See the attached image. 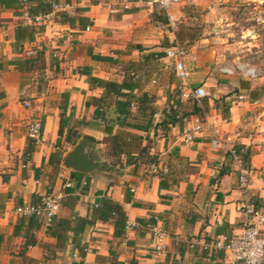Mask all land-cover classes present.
I'll return each instance as SVG.
<instances>
[{"label":"crops","instance_id":"crops-1","mask_svg":"<svg viewBox=\"0 0 264 264\" xmlns=\"http://www.w3.org/2000/svg\"><path fill=\"white\" fill-rule=\"evenodd\" d=\"M66 1L75 4L76 15L58 13L51 21L32 26V36L22 44L15 38L21 7L18 2L0 7V264H98V255L115 257L123 264H234L222 252L203 250L202 246L218 235L238 233L242 204L254 194L264 198V144L258 143L264 138V119H260L264 114L249 120L251 133L240 131L243 115L253 110L257 101L242 104L226 97V121L212 103L200 117L191 112L185 92L169 98L163 95V86L155 91L154 84L143 81L139 92L146 91L151 99L156 92L152 99L156 107L153 126L127 129L143 135L149 154L168 166V186L161 187L148 165L125 164L123 158L111 153L109 135L123 126L112 105L106 107L103 116L94 114L92 99L103 89L91 86L92 77L121 82L127 66L138 62L143 52L186 45L184 61L191 70L189 81L193 87L209 88L214 85L211 63L218 50L227 47L221 46L225 39L222 35L234 33L227 28L231 20L226 15L219 19L207 15L201 22L208 28H203L201 35L191 42L179 41L178 28L194 22L185 6L201 1L181 0L171 9L174 23L167 22L164 13L152 11L145 0ZM215 29L220 37L213 43ZM166 61L169 66L164 57L154 66L162 70ZM153 79L157 81L155 76ZM166 102H180L181 106H173L175 110L170 113L164 110ZM31 120L42 124L43 141L39 144L27 135ZM156 123L160 125L154 126ZM196 123L203 124L204 130L192 142H185L184 131ZM213 129L226 141L218 151L209 146ZM84 135L95 142L101 160L107 161L105 169L82 172L63 165L65 154ZM234 143L249 146L246 166L227 162L223 155ZM240 169L248 176L246 194L238 185ZM48 185L64 194L55 221H68L65 247H52L56 239L40 224L38 229L29 230L38 243L23 249L22 232L28 219H24L21 233L15 235L19 217L13 209L25 201H37ZM106 198L120 203L127 220L138 223L123 240L113 236L112 223L91 221L93 207ZM150 218L155 219L150 224L157 228L158 235L138 222ZM158 242L162 251L155 250Z\"/></svg>","mask_w":264,"mask_h":264},{"label":"trees","instance_id":"trees-1","mask_svg":"<svg viewBox=\"0 0 264 264\" xmlns=\"http://www.w3.org/2000/svg\"><path fill=\"white\" fill-rule=\"evenodd\" d=\"M35 2V5H31L30 11L32 13H46L51 10L52 4L58 0H29ZM18 2L21 7L19 0H0V7H11L15 6ZM60 16L66 15L64 12L59 13ZM163 21H166L163 19ZM201 29L198 25H181L177 31V38L180 40L189 39L191 42L194 38L201 35ZM33 28L29 25H24L21 21L18 23L15 30L16 42L22 44L25 39H30L32 36ZM94 58L99 60H109V57L104 55H93ZM164 57V51L162 50H149L141 54L140 60L136 63H130L127 66V74L121 82L115 80L101 79L97 77L91 78V86L101 87L103 89L102 94L93 97L92 103L95 105L94 114L96 116H103L107 106L112 105L115 113L120 118V123L123 128L117 129L113 134L109 135V140L111 142V153L117 158H123L125 164L131 162L145 163L146 165H151L157 163L156 155L149 154L148 145H143V135L133 132L127 128L136 130H147L150 126H153L154 114L156 112V107L152 103V99L146 91L139 92L141 84L144 81L143 75H140L141 71H149L151 67L154 66L155 61H158ZM264 88V87H263ZM136 90V91H135ZM192 96H188V103L191 107V112L202 116L206 110H208L209 105L206 96L194 99L191 101ZM192 102V103H190ZM170 104L168 111L170 113L174 112L175 108L180 107L181 103ZM175 106V108L173 107ZM218 107L219 113L224 119L229 117V108L225 106V102L220 101L215 103ZM135 108V109H134ZM165 110V109H164ZM176 119H171L170 122H174ZM165 122H163L164 124ZM156 123L154 126H157ZM162 124V123H161ZM62 125V124H61ZM160 125V124H159ZM165 127V125H164ZM59 134H62L61 128L59 129ZM79 135H76L78 138ZM74 143V142H73ZM235 148L238 150L240 147L244 149L241 153L242 165L246 166L249 161V146L241 143H235ZM28 150L25 151V155L28 154ZM228 161H231V156L228 152L223 154ZM224 170L220 171L222 175ZM160 186L166 187V175L160 179ZM249 201L255 205V201L249 198ZM258 207V205H255ZM91 221L100 220L108 221L112 223L114 231L113 236L117 239L123 240L125 237V225L127 221L126 213L123 206L110 198L104 199L101 203L93 207L91 213ZM26 217H19L14 234L21 233V227L23 221ZM28 224L24 231L22 232L25 238L23 249L29 245H35L38 240L34 233H30L31 228L38 229L40 222L33 216L27 217ZM155 221L154 218H150L146 221L138 219L142 225L147 226L148 224ZM68 221L63 218L54 220L51 227L48 228V233L56 239V242L51 246L55 249H62L65 247V236L68 231ZM49 246V245H48ZM98 264H123L117 261L115 257L106 258L104 256L98 255L96 258ZM78 264H84L80 261ZM128 264H134L129 262Z\"/></svg>","mask_w":264,"mask_h":264},{"label":"built area","instance_id":"built-area-1","mask_svg":"<svg viewBox=\"0 0 264 264\" xmlns=\"http://www.w3.org/2000/svg\"><path fill=\"white\" fill-rule=\"evenodd\" d=\"M21 4L20 19L24 25L35 26L47 23L53 19L55 15L61 12H67L70 16L77 14V8L73 2L66 0H58L52 4L51 10L46 13H32L30 11L31 3L29 0H19ZM181 0H145L146 5L158 13H164L167 17V22L174 23L176 19L171 14V9L180 3ZM255 2V1H253ZM258 3H256L257 5ZM262 4V2H261ZM248 22L259 25L264 23V7L260 12L255 13L248 19H241V21L232 22L233 25L239 26L241 22ZM90 27H86L89 30ZM3 35V32H1ZM214 37L213 43L220 37V31L215 29L212 31ZM185 52L181 46H171L164 50V58L169 60V66L174 70L176 76L181 80H189L190 71L185 65L184 61ZM217 69L221 73L233 74L236 71H241L242 76L246 78H255L259 75V68L256 67L250 59L244 61H235L231 65L218 64ZM152 83L155 80L152 79ZM185 96H194L197 98L207 96V91L204 85H197L190 91L185 93ZM29 106L28 102L24 103ZM226 121V119H224ZM204 130V125L196 123L187 128L182 137L185 142H192L195 136ZM27 135L35 143L39 144L43 141V127L39 120H31L27 126ZM227 138L226 140H229ZM226 141L219 134L218 130L213 129L209 146L212 150L218 151L223 147ZM235 144V143H234ZM231 144L227 148V152L231 156V161L234 164L242 166L241 153L244 151L242 147L238 150L235 145ZM148 171L153 178L162 179L168 172L169 168L165 164L153 163L148 166ZM239 188L243 193L248 192V176L246 171L240 169L238 177ZM133 190V189H132ZM63 192L55 190L51 185L47 186L45 192L40 196L37 201H25L14 207V214L18 217H35L42 226L47 229L54 223L57 209L63 199ZM97 204H95L96 206ZM241 210V229L238 233L225 236L218 235L209 243H204L203 250H213L222 252L224 257L234 264H264V210L256 207L253 203L247 200L240 207ZM138 223L133 221H126L125 231L127 233L133 232ZM147 227L151 228L154 234L158 235L156 227L148 224ZM193 246V244H191ZM155 250L162 251L163 246L160 242L155 245Z\"/></svg>","mask_w":264,"mask_h":264},{"label":"rangeland","instance_id":"rangeland-1","mask_svg":"<svg viewBox=\"0 0 264 264\" xmlns=\"http://www.w3.org/2000/svg\"><path fill=\"white\" fill-rule=\"evenodd\" d=\"M193 1L196 0H190V2ZM198 1H201V3L189 4L185 6V9L186 13H188L190 17H193V25H198L201 30H203V28H208L207 23L201 22L207 15H212L216 19L226 15L228 20L236 22L241 21L243 17L244 19L252 17L264 7V0ZM256 3L258 4L256 5ZM212 11L213 13L211 14ZM249 22L250 21L241 22L239 26H235L232 23L228 25L227 28L234 30V33L230 36H226V33H223L222 36L225 39L220 43L222 47H227L219 49L216 58H214L211 63L210 71L214 85L209 88L205 87L208 105L210 103L215 105L216 100L225 102L226 97L231 101H241L242 104L250 100L257 101V106L253 108L254 112L250 113V111L253 110H247L248 114H244L241 119L244 125L240 128V131L246 134L248 132L251 133V130H248L249 128L247 126L249 120L259 118L261 116L260 114H264V23L256 25ZM213 23L214 22H212L211 25H214ZM220 23L223 24V22ZM247 29L251 30L250 34L247 33ZM182 48L184 49L185 55L188 54L186 45ZM247 59H250L252 63L259 68V75L255 78H246L242 76L241 71H236L233 74H226L221 73L217 69L218 64L231 65L237 60L241 62ZM165 65L167 66L166 69H164ZM187 68L191 72L190 67ZM143 74L145 75L143 79L146 84L152 83V79L155 76L157 81L152 83L154 84V90L156 91L157 87L160 85L163 86L162 93L169 98L179 97L182 92L186 93L193 88V84H191L189 80L184 81L176 76L174 70L168 66L167 61L162 64V70L151 67L149 71L140 72V75ZM155 91L154 93H156ZM154 93H152V99L156 97ZM194 99L198 98L192 96L191 101ZM163 105H165V110L170 106L168 102ZM206 112H208V110H206ZM260 119H264L263 116H261ZM255 132V130L252 131V133ZM258 143L264 144V138L259 139ZM251 197L254 199L255 205H258V208L264 210V198H259L257 194Z\"/></svg>","mask_w":264,"mask_h":264},{"label":"water","instance_id":"water-1","mask_svg":"<svg viewBox=\"0 0 264 264\" xmlns=\"http://www.w3.org/2000/svg\"><path fill=\"white\" fill-rule=\"evenodd\" d=\"M63 165L78 171L88 172L97 168L105 169L107 161L101 160L95 142L84 135L74 145L73 149L65 154Z\"/></svg>","mask_w":264,"mask_h":264}]
</instances>
